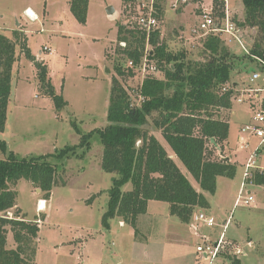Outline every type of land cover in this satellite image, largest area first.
Returning <instances> with one entry per match:
<instances>
[{
  "label": "rangeland",
  "instance_id": "obj_1",
  "mask_svg": "<svg viewBox=\"0 0 264 264\" xmlns=\"http://www.w3.org/2000/svg\"><path fill=\"white\" fill-rule=\"evenodd\" d=\"M134 1L89 0L87 21L83 24L72 13L71 0H0V31L12 37L13 31L18 30L27 37L31 52L47 64L54 88L67 103L62 109L56 107L52 96L46 95L39 87L35 62L28 59L22 47L17 45L19 58L12 69V93L6 129L0 131V139L6 141L8 150L7 153L0 152V157L5 158L13 151L19 157L26 158L49 155L69 145H79L82 135L104 128L108 122L113 77H117L128 89L132 101L140 104L138 91L144 78L150 75L160 78L164 73L158 67L152 68L155 61L144 57L152 54L151 44L144 49L141 61L133 66L129 65L131 58L120 49L119 25L133 21L132 14L136 11ZM160 3L164 6L161 24L164 34L161 39L167 42L168 49L175 52L185 50L187 60L201 59L205 36L196 30L201 3L197 0L177 6L174 0H160ZM109 5L114 7L111 13L106 11ZM210 5L211 2L206 1V6ZM28 7L35 12L37 20H31L25 14ZM226 8L230 11V19L236 24L238 35L250 49L246 38L251 37L252 41L258 28L239 25L245 17L243 0H216L214 14L217 18L225 14ZM223 36L226 38V35ZM44 46L50 49L43 51ZM228 46L238 54L245 53L234 40ZM245 63L235 67L232 73V82L235 81L238 86V97L242 96L243 100L238 101V97H235L232 109L223 108L219 112L224 120L230 122L228 139L217 144L209 141L207 144V157L218 160L228 155L237 164V176L230 178L220 175L216 195L206 193L216 210L219 205L224 208V214L213 215L217 227L210 229L203 226L201 230L208 236L216 237V233L222 229L223 219L232 216V224L226 234L227 237L237 238L245 246L247 254L242 256V264H264V190L252 187L255 203L235 206L245 164L260 142L251 130L244 131L242 128L245 124L254 123L252 117L259 104V98L254 94L257 90L262 95L264 93V71L257 81H249L253 70L262 66L255 61ZM117 65L125 70L123 75L118 74ZM149 128L171 152L160 130L153 124ZM90 144L88 149L79 146L76 153L69 157L49 159L58 166L59 172L57 184L44 211L46 217L40 225L36 264H112L116 257L113 253L120 255L119 259L124 264H141L133 260L140 254L133 247L134 229L129 223L125 222L126 227L120 228L118 220L113 219L112 230L103 228L102 215L108 207L109 189L115 174L102 168L104 145L98 133L90 137ZM255 159L257 165L264 164V155H257ZM178 164L200 190L198 182L183 162L178 161ZM12 187L18 190L17 201L27 219L41 217L37 207L43 192L24 178ZM130 189L132 183L128 182L123 191ZM200 209L204 207L194 212ZM147 210V213L139 216L137 238L144 239L154 233L158 225L167 223L180 228L181 233L188 232L192 236L193 229H188L185 222L170 214L168 202L153 200ZM197 235L198 240L193 236L195 249L203 238ZM250 237L253 241L248 240ZM7 239L8 247H14L12 231ZM223 260L225 264H232L230 258Z\"/></svg>",
  "mask_w": 264,
  "mask_h": 264
},
{
  "label": "trees",
  "instance_id": "obj_2",
  "mask_svg": "<svg viewBox=\"0 0 264 264\" xmlns=\"http://www.w3.org/2000/svg\"><path fill=\"white\" fill-rule=\"evenodd\" d=\"M88 4L89 0H71V11L83 24L87 21ZM243 6L245 17L239 25L258 28L254 39L251 41L250 37L246 41L251 55L264 61V0H243ZM159 8L164 14V7L159 4ZM118 32V40L126 41V46L120 49L138 64L144 55L146 32L123 24L119 25ZM13 34L9 37L0 31V131L6 129L12 69L19 58L17 45L35 62L39 87L52 96L57 108L67 105L51 82L47 64L38 60L28 47L27 37L18 30ZM223 35L214 32L205 36L203 57L187 60L185 50L168 49L160 32H154L150 37L153 52L149 56L164 76L144 78L138 91L139 105L132 101L130 92L119 79L113 77L108 122L104 128L82 135L79 145H69L49 155L26 158L13 151L5 158L0 157V264H36L40 222L27 219L18 205V190L12 185L24 178L41 189L42 199L50 200L59 172L58 166L49 162L50 157H69L79 146L90 148V137L94 133L99 134L104 145L103 170L115 174L108 207L102 215L105 229L110 227L114 217H120L136 234L139 216L147 212L150 200L168 202L170 214L185 223L190 222L195 209L210 206L204 191L215 194L218 176L233 178L236 165L227 158H208L207 144L228 139L230 122L219 112L223 108L231 109L239 93L237 83L232 82L234 68L246 61L259 65L253 56L233 51ZM116 69L119 75L125 73L120 65ZM150 124L160 130L171 152L151 131ZM7 150L6 141L0 139V152L7 153ZM178 161L183 162L200 190ZM253 177L256 184L264 185V170H255ZM128 182L132 183V189L125 192L123 187ZM10 231L15 240L14 248L8 247ZM233 263L241 264L240 259Z\"/></svg>",
  "mask_w": 264,
  "mask_h": 264
},
{
  "label": "built area",
  "instance_id": "obj_3",
  "mask_svg": "<svg viewBox=\"0 0 264 264\" xmlns=\"http://www.w3.org/2000/svg\"><path fill=\"white\" fill-rule=\"evenodd\" d=\"M193 1L195 0H174V5L177 6V4H189ZM197 1L201 3V12L199 15L198 22L196 24V30L201 32L203 36H207L214 32L224 34L226 35V41L228 43L233 42V40L236 41L245 53L251 55L250 49L245 46L243 40L238 35V29H236L235 22L230 19V11L226 8L225 14L223 13V16L221 18H217V16L214 14L216 0ZM206 1L211 2V5L209 7L206 6ZM224 1L227 2V0ZM159 4L164 7L163 4L160 3V0H135L134 8L136 11H134L132 14L133 21L123 24L128 28L137 29L139 31L142 30L146 32L147 40L145 48L147 47V45L150 44V37L154 32H160V35L164 34L161 25L164 14L160 12L161 9L159 8ZM25 14L32 18L31 20H37V15L29 7L26 9ZM119 44L120 47H124L126 46V41H119ZM49 49L50 48L48 46L43 47V51H48ZM149 55L151 54H148L147 56L144 55V57L147 60L154 61V59L151 58ZM251 56L256 58L259 62V65L262 66L261 69L253 70L249 79V81L253 83L262 76V72L264 71V61L253 54ZM129 65H134V61L132 59L129 60ZM152 68H157L156 62H154V66H152ZM254 96L259 98V104L258 106H256L254 116L252 117L254 123L245 124L242 129L244 131L251 130L252 133L259 138L260 142L256 146L255 150L250 154L248 158L249 160L245 164L242 176L243 179L239 185L235 206H251L255 203V197L252 194V187H254L256 183L253 177L255 172L254 170L258 168V165L256 163L257 160L255 158L259 154V151L264 148V93L262 95L259 93V90H257ZM237 97L238 94L236 98ZM242 100V96H239L238 101ZM192 216L193 217L190 220V227L193 229L194 232L200 234L201 237H203L201 242L196 245V253H198V259L196 264H215L222 256H225L226 258L236 259L247 254L245 246L240 241L236 242L227 237L226 230L232 222V216L228 217L225 220L220 232L216 233V237L208 236L201 230L203 226L208 227L210 229H214L215 227H217L218 224L215 216L209 214L205 209H200V211L194 212ZM207 236L210 239L207 238Z\"/></svg>",
  "mask_w": 264,
  "mask_h": 264
},
{
  "label": "crops",
  "instance_id": "obj_4",
  "mask_svg": "<svg viewBox=\"0 0 264 264\" xmlns=\"http://www.w3.org/2000/svg\"><path fill=\"white\" fill-rule=\"evenodd\" d=\"M69 3H70V1H69ZM256 146H255V148H256ZM255 148H254V150H255ZM222 151L223 150H221V152ZM260 154L263 156L264 151L263 150L259 151L258 155H260ZM224 158L229 159L233 164L236 165L235 176H237V172H238L237 164L234 163L233 160L228 155L224 156ZM256 163H257V161H256ZM258 168H262L261 170H263L264 164L261 166L258 165ZM220 179L221 178L219 175L218 176V183H217V190H216L215 194H211V196L216 195V193L218 191V185H219ZM255 188H258L259 190H261V189L264 190V185L256 184L254 189ZM252 190H253V188H252ZM206 193L207 192L204 191V194L207 197ZM41 199H42V197L39 198V200H38L39 203L41 202ZM208 200H209V198H208ZM44 201H46V200H44ZM151 201H153V200H150L149 204ZM209 203H210L209 208L208 207L204 208V209L208 210V211L206 210L207 212H209L212 215H215L216 217L219 216V214H222V215L224 214V212H222L224 209L222 206L219 205V208L216 207L218 210H216L213 206V203H211L210 201H209ZM48 204H49V200L46 201V207L44 209L40 208V206L38 204L37 210L40 211L41 217L36 216L33 219H39L40 225L43 222L44 218L46 217V213L44 211L47 210ZM149 204H148V206H149ZM18 205H19V203H18ZM227 218L228 217H225L222 222L224 223ZM113 219L118 220V226L120 228L126 227L127 224L125 223V221L122 220V218L114 217ZM231 224H232V222H231ZM186 225H187L188 229L191 228L190 223H186ZM104 230H112V222H111L110 227L108 229L104 228ZM191 234H192V236L188 235V232H187V234H186V232L181 233L180 228L178 229V227L177 228L171 227L168 225V223H167V225H165V224L158 225L155 232L151 233V235L148 234L147 237H145L144 239L137 238V236H135V233H134V240L135 241H134L133 247L135 248V250L137 249L139 251L138 253L140 255L137 254L136 257L133 258V260H136V262H138V263L140 262L141 264H154V263L155 264H184V263L187 264L188 262H190V264H196L197 259H198V253H196V249L194 248V245H193V239H194L193 236L195 235L197 237L198 233L195 234V232H192ZM196 237H195V239H197V240L200 239V238H198V237L196 238ZM229 238L236 241V242L239 241V240H237V238H235L233 236H229ZM197 240H194V241H197ZM248 240L253 241V239L251 237ZM198 243H200V241H198ZM14 247H12V248H14ZM113 254L116 257L114 258V261L112 264H124L123 261L119 259L120 255H117V253H113ZM220 258L228 259L225 256H222ZM223 259H219L218 264H225L226 261ZM230 259H231L232 264H234L233 263L234 260H239V259H240V262L242 264V257H239L236 259H233V258H230Z\"/></svg>",
  "mask_w": 264,
  "mask_h": 264
},
{
  "label": "water",
  "instance_id": "obj_5",
  "mask_svg": "<svg viewBox=\"0 0 264 264\" xmlns=\"http://www.w3.org/2000/svg\"><path fill=\"white\" fill-rule=\"evenodd\" d=\"M106 11H107V13H111V12L114 11V7H113L112 5H109V6L106 8ZM112 180H114V177H112ZM39 190H41V189L39 188Z\"/></svg>",
  "mask_w": 264,
  "mask_h": 264
},
{
  "label": "bare ground",
  "instance_id": "obj_6",
  "mask_svg": "<svg viewBox=\"0 0 264 264\" xmlns=\"http://www.w3.org/2000/svg\"><path fill=\"white\" fill-rule=\"evenodd\" d=\"M40 208L44 209L46 207V201L41 199V202L39 203Z\"/></svg>",
  "mask_w": 264,
  "mask_h": 264
}]
</instances>
